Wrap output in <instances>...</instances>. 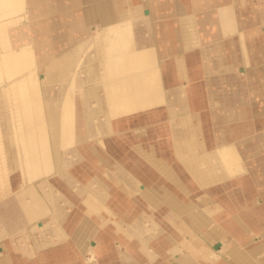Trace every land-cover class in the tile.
<instances>
[{
    "label": "crops",
    "instance_id": "obj_1",
    "mask_svg": "<svg viewBox=\"0 0 264 264\" xmlns=\"http://www.w3.org/2000/svg\"><path fill=\"white\" fill-rule=\"evenodd\" d=\"M257 1L27 0L34 61L55 67L40 71L51 83L41 93L58 124L74 109L63 121L72 153L58 149L63 167L46 195L30 184L0 199V264H264ZM125 120L135 163L107 142ZM225 142L250 158L245 171H225L216 154ZM81 163L88 181L76 175ZM111 183L125 195L108 198ZM192 191L221 197L195 201Z\"/></svg>",
    "mask_w": 264,
    "mask_h": 264
},
{
    "label": "bare ground",
    "instance_id": "obj_2",
    "mask_svg": "<svg viewBox=\"0 0 264 264\" xmlns=\"http://www.w3.org/2000/svg\"><path fill=\"white\" fill-rule=\"evenodd\" d=\"M26 3L27 0H0V188L9 190L14 187L10 174L16 171L19 181L15 184L23 183V187L37 184L46 195L47 178L53 171L56 173L63 167V162L59 165L56 159L59 157L58 149L71 152L73 139L66 127L59 138L50 137L41 114L42 93L39 92L38 73L47 69L55 70V67L44 66L40 70L34 61ZM249 48L251 46H244L246 58L250 55ZM232 144L222 143V149L216 151L230 176L245 171V163ZM212 161L215 159L210 157L201 160L206 167L208 164L209 169L218 170L217 165L210 163ZM80 165L81 170H76V175L88 181L89 168L83 163ZM65 169L69 179L74 180L72 165L66 163Z\"/></svg>",
    "mask_w": 264,
    "mask_h": 264
},
{
    "label": "rangeland",
    "instance_id": "obj_3",
    "mask_svg": "<svg viewBox=\"0 0 264 264\" xmlns=\"http://www.w3.org/2000/svg\"><path fill=\"white\" fill-rule=\"evenodd\" d=\"M262 1H264V0H259V1L255 2V3H253L254 8H256V9L257 8H260L262 6V4H263ZM79 60L80 59L77 58V61H79ZM77 61H74L73 63L75 64ZM38 76H39V73H38ZM39 80H40L39 92L42 91V87H45V88H47L49 90L48 86L51 85V83L48 81L49 78H41V77H39ZM48 90L46 91L45 94H43V93L41 94V100H42V104H41V106H42V108H41V114L43 116L45 125H46V127L48 129V134L52 138L53 137H57L58 134L60 135V134L63 133V130H64L65 127L67 128V130L69 132H72L73 131V127H71L70 125H64L63 124V121H70L69 117H71V115H73L74 109L73 108L72 109H69V108L68 109H61L62 119H61V124H58V122H56L57 121L56 120V116H57V114H58L59 111L53 110L52 108H50V107H52L53 102L50 103V97H51V95L49 94ZM68 95H71V94L69 93ZM46 98H47V100H46ZM69 105L71 107L73 106L72 103H70L69 100H67V101H65V103H63V107H68ZM65 112H66L67 115H69V116H66V120L63 119V116H64ZM127 121L128 120H125V122L124 121L122 122L123 128L121 129V131L119 129H116V128L114 129V131L112 132L113 133L112 140L111 141H107V142H108L109 145H112L113 147H116L124 155V157H126V159H127L126 161H128V163H135V160H133L134 158H132V156H130L128 154L129 153L128 151L131 152L133 150L132 146L129 143L130 142H133L132 144H135L134 141H133V139L130 140V138H132V136L135 135L136 133H135V131L133 130L132 127H129L128 125H126L127 124L126 123ZM261 131H262V129H258L255 133H260ZM58 138H59V136H58ZM85 155H86V161H87L86 164H90V166H92L94 168L93 161H91V160L88 161L87 158H90V157L87 156V153ZM244 163H245L244 165H247V166L250 165V164H252L250 158H248V157L244 158ZM94 170L100 172V169L95 168ZM53 172L54 173H52L47 178V181H51L53 178H55L57 176V173H55V171H53ZM16 173H17L16 171H13L10 174V181L12 182V184H13L14 187H12L9 190H7V189L2 190L0 188V199L6 197L7 195H9L11 193H13L15 190H18V189H20V188L23 187L22 186L23 183L22 184H19V185L15 184V182H18L19 181L18 180V177H16ZM83 174H86V173L83 172ZM186 182L187 183L189 182V184L191 185L193 181H192V179L190 177L189 178L187 177L186 178ZM111 187H112V189L110 191V194H109L108 198L114 200V199H116L118 197L120 198L121 196L123 197L125 195V193L123 194V191H121V190H119L117 188L118 187L117 183H111ZM197 192H199V191H192V193H191L192 195H195L193 197L194 199H196L195 201H199V199L201 198V195L203 197H211L213 199L215 197H218V194L217 193L214 194V195H207V193H206L207 191H203L202 193L199 192L198 194H197ZM222 192H223V194L225 196H228V193L230 192V190H224ZM180 193H181V198H182L183 197L182 196L183 194H182V192H180ZM219 197H221V196H219ZM71 208L73 209V208H78V207L72 206ZM71 208H70V210H71ZM144 208H146V206H144ZM161 208H164V207L162 206ZM213 223L214 222H212V224ZM209 228H210V226H209ZM207 229H208V227H207ZM100 256L102 258L103 255L102 254L98 255V257H100Z\"/></svg>",
    "mask_w": 264,
    "mask_h": 264
}]
</instances>
